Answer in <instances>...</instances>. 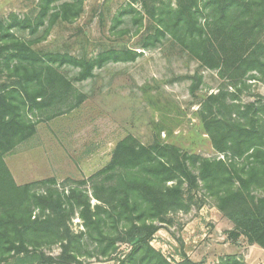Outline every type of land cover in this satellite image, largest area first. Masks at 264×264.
Here are the masks:
<instances>
[{
    "label": "trees",
    "instance_id": "16d2710c",
    "mask_svg": "<svg viewBox=\"0 0 264 264\" xmlns=\"http://www.w3.org/2000/svg\"><path fill=\"white\" fill-rule=\"evenodd\" d=\"M46 1L39 22L48 11L50 0ZM208 1L214 27L224 32L219 49L204 48L209 39L190 21L197 18V0L187 10L179 3L169 24L159 19L160 30L176 38L183 34L200 61L231 72L233 79L247 73L264 77V0ZM69 7L64 3L60 11ZM163 7L161 2L159 9ZM26 22L15 14L0 21V80L6 78L0 81V264H87L84 258L114 259L118 264H201L186 254L172 263L152 246L160 230L156 222L187 210L185 192L201 188L233 224V240L243 237L264 249V106L258 103H228L223 94L208 97L204 124L222 159L185 153L160 141L145 146L129 136L88 182H76L67 190L58 189L54 178L18 185L4 157L35 134L32 118L52 120L86 99L60 67L72 65L78 69L76 80L85 81L109 59L127 62L138 55L133 50H109L90 61L41 56L13 31L26 28ZM225 109L232 110L233 119ZM76 215L83 222L80 232L71 228ZM53 245L60 246L57 256L44 251ZM123 245L129 247L127 253ZM217 264L244 263L229 256Z\"/></svg>",
    "mask_w": 264,
    "mask_h": 264
},
{
    "label": "rangeland",
    "instance_id": "374dc122",
    "mask_svg": "<svg viewBox=\"0 0 264 264\" xmlns=\"http://www.w3.org/2000/svg\"><path fill=\"white\" fill-rule=\"evenodd\" d=\"M161 2L164 7L159 9ZM193 2L50 0L39 22L46 0H0V21H9L12 14L27 21L26 28L13 31L41 56L61 54L90 61L109 50L138 54L133 61L109 59L102 67H95L94 76L85 81L76 80L78 69L72 65L60 67L86 99L52 120L32 118L35 134L4 157L18 185L54 178L58 189L67 190L76 182H88L110 163L117 144L129 136L145 146L160 141L185 153L224 158L205 128L208 97L223 94L228 103L264 106V77L247 73L242 79H233L231 72L211 69L200 61L183 34L176 38L160 30L159 19L167 25L176 17L179 3L187 10ZM64 3L71 5L66 12L60 11ZM197 4V18L190 21L209 39L204 48L219 49L224 32L214 27L211 1L197 0ZM1 78V82L6 80ZM71 101L75 104L76 99ZM230 111L225 109L224 114L233 119ZM185 194L187 210L169 214L163 223L156 222L160 226L152 240L156 250L172 263L181 262L186 254L201 264H217L229 256L244 264H264L261 247L249 245L243 237L233 240V224L205 190L187 189ZM82 223L76 215L71 228L80 232ZM121 249L127 253L129 247ZM44 251L57 256L61 249L53 245ZM83 260L87 264H118L114 259Z\"/></svg>",
    "mask_w": 264,
    "mask_h": 264
},
{
    "label": "crops",
    "instance_id": "0c3cea01",
    "mask_svg": "<svg viewBox=\"0 0 264 264\" xmlns=\"http://www.w3.org/2000/svg\"><path fill=\"white\" fill-rule=\"evenodd\" d=\"M247 241V240H246ZM259 247V246H258ZM261 250L264 252V249L261 248Z\"/></svg>",
    "mask_w": 264,
    "mask_h": 264
}]
</instances>
